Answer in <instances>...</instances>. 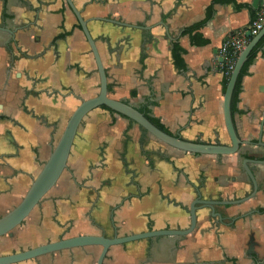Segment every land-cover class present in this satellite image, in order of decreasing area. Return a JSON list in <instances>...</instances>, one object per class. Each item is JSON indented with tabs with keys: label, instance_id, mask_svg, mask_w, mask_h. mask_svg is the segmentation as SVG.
Here are the masks:
<instances>
[{
	"label": "crops",
	"instance_id": "1",
	"mask_svg": "<svg viewBox=\"0 0 264 264\" xmlns=\"http://www.w3.org/2000/svg\"><path fill=\"white\" fill-rule=\"evenodd\" d=\"M95 41L109 96L144 105L174 135L229 143L222 112L224 39L245 31L264 0H71ZM213 2V3H212ZM211 17L190 35L187 27ZM95 19H92V18ZM99 18V19H98ZM102 18L136 25H116ZM148 27V28H147ZM183 49L182 65L172 46ZM99 77L89 45L64 0H0V216L38 174L80 99ZM233 113L234 155L188 154L127 119L97 108L82 121L67 168L27 219L0 237V255L80 234L112 237L184 229L201 199L232 202L196 210L185 236H157L111 246L102 264H264V45L243 78ZM147 134V135H146ZM245 157V158H248ZM116 229V231H115ZM99 246L47 254L17 264H96Z\"/></svg>",
	"mask_w": 264,
	"mask_h": 264
},
{
	"label": "water",
	"instance_id": "2",
	"mask_svg": "<svg viewBox=\"0 0 264 264\" xmlns=\"http://www.w3.org/2000/svg\"><path fill=\"white\" fill-rule=\"evenodd\" d=\"M64 1L75 15L81 31L89 45V49L95 62L96 71L99 77V90L95 96L88 99L79 100V103L68 117L56 144L50 151L47 159L43 162L38 174L31 180V183L25 194L21 197L20 201L16 205L0 216V237L4 235H11L12 230L23 223L30 212L39 204L48 191L53 186H55L56 182L67 168L68 157L79 126L81 125L83 119L94 109L105 107L110 111L131 120L148 134L165 145L188 154L210 156L234 155L239 152L242 145L251 143L250 141L240 139L236 132L233 114L231 112V99L237 77L243 64L247 61L254 47L264 36V25L256 35L250 38L248 43L238 54L222 94L223 122L225 131L229 138V143L225 144L220 142L188 140L180 137L179 135L167 133L159 129L140 111H138L137 108L131 106L127 102L109 96L105 69L102 65L95 41L87 28V23L90 19H84L81 16V12L76 9L71 0ZM92 19L95 18L93 17ZM101 20L108 21L116 25L137 27L136 25L126 24L115 19L102 18ZM246 35L248 36L249 33ZM256 144L259 146H264L261 141ZM253 162L264 164V160H253L249 158H243L241 160V166L250 180L252 189L248 195L236 200L235 203H240L251 199L257 192V183L249 167V165ZM198 196L199 197H196L189 205L188 225L184 229H156L125 236H117L115 233L112 237L105 236L104 234H80L62 237L56 241L47 242L29 249L0 255V264H17L27 260L37 259L47 254H53L63 250H71L74 248H82L87 246H99L101 248L96 259V264H102L108 249L113 245H121L124 243L157 236H185L191 233L195 228L196 210L199 207L209 208L210 211L214 213V205H228L232 203L205 200L201 199L200 195Z\"/></svg>",
	"mask_w": 264,
	"mask_h": 264
},
{
	"label": "trees",
	"instance_id": "3",
	"mask_svg": "<svg viewBox=\"0 0 264 264\" xmlns=\"http://www.w3.org/2000/svg\"><path fill=\"white\" fill-rule=\"evenodd\" d=\"M224 1L231 2V3L235 4V6L237 8H241V6H242L241 4L235 3L234 0H224ZM211 14H212V5H210L206 9V16H205V19L203 21H201L200 23L195 24L193 26L187 27L184 32L188 33L190 35L194 30L198 29L202 24H204V22L211 17ZM256 17H257V15L255 14V12L251 10L250 11L249 24L251 22H253L256 19ZM190 42L192 44L204 45V44L208 43V40H206L204 38H201L198 33H194L193 35H190ZM263 45H264V36L260 39V41L254 47V49L252 50L251 54L249 55L247 61L243 64V66H242V68L240 70V73H239V75L237 77V80H236V83H235V87H234V90H233L232 99H231V112H232V114L236 112V104H237V102L239 100L238 96H239V93H240V90H241L242 80L248 74V68H249L250 64L252 63L256 53L259 50H261ZM181 52H183V49L181 47H179L178 44H174L172 46L171 55H172V60H173V62L175 64L182 65L183 60L180 58ZM224 72H225V68L223 69V78H222V82H221L222 93L224 92V89H225V86H226V83H227V80H228V77H229V76L227 77L224 74ZM101 108L110 111L109 109H107L105 107H101ZM137 110L140 111L151 123H153L159 129L169 133V131L163 126V124L159 121V119L155 118V117H153L151 115L150 109L147 107V105H144L142 107H138ZM110 112H112V111H110ZM123 118H125V117H123ZM129 121L132 122L131 120H129ZM140 129H141V131L143 133H145V131L142 128H140ZM245 157H248V155L244 154L242 158H245Z\"/></svg>",
	"mask_w": 264,
	"mask_h": 264
},
{
	"label": "built area",
	"instance_id": "4",
	"mask_svg": "<svg viewBox=\"0 0 264 264\" xmlns=\"http://www.w3.org/2000/svg\"><path fill=\"white\" fill-rule=\"evenodd\" d=\"M264 25V13L257 15L256 19L251 22L245 31L237 32L236 35L227 37L223 40L219 54L223 58L224 74L228 77L234 67L236 58L241 50L245 47L251 37L256 35ZM249 33L247 36L246 34Z\"/></svg>",
	"mask_w": 264,
	"mask_h": 264
},
{
	"label": "flooded vegetation",
	"instance_id": "5",
	"mask_svg": "<svg viewBox=\"0 0 264 264\" xmlns=\"http://www.w3.org/2000/svg\"><path fill=\"white\" fill-rule=\"evenodd\" d=\"M79 103V102H78ZM103 109V108H102ZM110 112V111H109ZM111 113H114V112H111ZM114 114H116V113H114ZM116 115H118V114H116ZM120 116V115H119ZM122 117V116H121ZM125 119H127V118H125ZM128 121H129V119H127ZM130 122V121H129ZM131 123H134V122H131ZM135 124V123H134ZM138 126V125H137ZM139 127V126H138ZM140 128V127H139ZM141 130V129H140ZM145 133H147L146 131H145ZM64 173V172H63ZM62 173V174H63Z\"/></svg>",
	"mask_w": 264,
	"mask_h": 264
},
{
	"label": "rangeland",
	"instance_id": "6",
	"mask_svg": "<svg viewBox=\"0 0 264 264\" xmlns=\"http://www.w3.org/2000/svg\"><path fill=\"white\" fill-rule=\"evenodd\" d=\"M146 135H147V134H146ZM46 195H47V194H46ZM46 195H45V196H46ZM45 196H44V197H45ZM30 213H31V212H30ZM28 216H29V215H28ZM26 219H27V218H26ZM26 219H25V220H26ZM25 220H24V221H25ZM24 221H23V222H24ZM19 226H20V225H19ZM17 227H18V226H17ZM15 229H16V228H15ZM12 231H14V229H13ZM1 251H2V250H1ZM1 251H0V252H1Z\"/></svg>",
	"mask_w": 264,
	"mask_h": 264
}]
</instances>
